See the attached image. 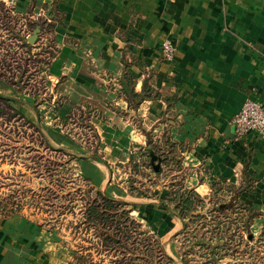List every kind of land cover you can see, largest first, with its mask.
Masks as SVG:
<instances>
[{
  "label": "crops",
  "instance_id": "0c3cea01",
  "mask_svg": "<svg viewBox=\"0 0 264 264\" xmlns=\"http://www.w3.org/2000/svg\"><path fill=\"white\" fill-rule=\"evenodd\" d=\"M0 2L51 25L46 88L54 126L41 123L54 145L77 156L79 175L110 197L135 196L128 191L134 186L131 157L139 162L148 134L157 149L180 157L185 187L203 197L218 184L240 189L239 200L257 212L250 230L255 238L262 233L264 135L236 136L232 118L248 98L264 103V0ZM165 39L175 47L169 58L160 47ZM127 78L136 93L146 86L151 95L135 108L122 89ZM0 85V94L34 102L1 79ZM56 100L75 106L70 117L83 112L92 141L63 133ZM51 132L61 136L56 140ZM119 168L126 169L127 186L119 182ZM130 203L163 209L179 230V219L157 198L135 196ZM55 231L34 217L0 210V264H72L73 251L68 260ZM177 253L179 258L178 245Z\"/></svg>",
  "mask_w": 264,
  "mask_h": 264
},
{
  "label": "trees",
  "instance_id": "16d2710c",
  "mask_svg": "<svg viewBox=\"0 0 264 264\" xmlns=\"http://www.w3.org/2000/svg\"><path fill=\"white\" fill-rule=\"evenodd\" d=\"M43 24V21H33L29 25V30L33 31L36 27L42 30L45 28ZM47 28L50 30L51 25H47ZM17 35L22 46L29 50L32 44L27 41L28 34ZM47 53L49 55L47 54L48 59L44 62L45 70L54 52L47 50ZM23 72L24 70L16 78H13V75L10 76L9 81L8 79L6 81L20 93L23 92L25 86L22 79ZM2 75L3 73H0V79L6 80V76ZM129 79L121 80L122 89L135 108L142 99L151 95L146 93V86L143 87L141 93H136L129 86L131 84ZM32 97L35 98L37 95L33 93ZM0 101L10 109L7 114L9 118H13L15 122L18 119L23 121L15 127L21 126L30 130L32 135H38L39 143L48 154L53 156L54 153H57L65 156L66 164L77 160L75 154L63 146H55L50 141L46 129L41 123L39 103L34 101L29 104L3 94H0ZM21 105L30 107L35 115L33 121L24 116ZM74 107L71 102L55 101L54 113L60 123H67ZM10 120L8 119L9 122ZM55 129L58 130V126H55ZM27 147L29 148V146ZM169 152V150L162 151L152 145L151 138L147 134L146 148L139 156L141 159L137 162L136 158L131 157V163L135 172L141 167L152 168V161L159 163V169L152 172L154 178L163 174L170 164H174L178 168L177 170L181 171L180 157L174 152L171 154ZM53 166L52 168L50 165L49 167L45 166L44 171L38 170L36 167H31V169L34 174L44 177V175H51L50 171L54 169ZM171 175L173 178L165 183L158 193L153 192V189L151 192L149 188L134 187L131 184L128 191L135 190V196L139 198H157L179 219L180 228L174 234L176 238L181 236L178 244L179 258L176 263L166 253L163 244L158 241L159 238L155 234H150L152 233L150 229L143 228L141 222L131 215L132 207H127L128 203L125 200L104 194L100 189L91 185L88 179L79 175L85 183L86 189L82 194L83 197L79 200L82 202L79 209L81 219L77 223L79 225L75 227H78L77 233L83 231V234L90 236V240L86 239L89 242L87 247L76 246L72 253V264H103L104 254L110 252L115 257L110 260L111 264H221L225 259L231 260L234 264H258L264 259V249L262 248V246L264 247V230L257 238L251 232L250 225L257 212L239 200L240 189L231 184L225 186L218 184L212 186V192L208 197H203L194 189L184 186V176H176L174 171ZM44 189L50 191L47 186L42 191ZM49 194L55 197V192L50 191ZM49 198V196L41 195L43 203L36 208L45 213H51L53 205L48 204ZM68 202H72V204L61 206L62 212L65 210L69 212L74 208L75 204L72 198ZM129 204L132 205V203ZM0 210L4 214L22 213L20 208H8L1 203ZM42 224L46 225L48 229L56 227V222L54 223L52 220L42 221ZM62 241L65 243L64 240ZM248 243H252V245L247 248ZM95 255H99L97 260H95ZM135 257L137 262H135Z\"/></svg>",
  "mask_w": 264,
  "mask_h": 264
},
{
  "label": "rangeland",
  "instance_id": "374dc122",
  "mask_svg": "<svg viewBox=\"0 0 264 264\" xmlns=\"http://www.w3.org/2000/svg\"><path fill=\"white\" fill-rule=\"evenodd\" d=\"M33 21V19L26 16L14 14L10 7L5 8L0 3V73L6 76V80L1 79L6 82L7 79L9 81L10 76L13 75L12 77L16 78L24 70L22 79L25 86L21 94H23L25 99L29 98L28 96L33 98V93L37 95V97L33 98V101L39 103L40 119L46 122L44 126L48 128L49 125L54 126V122L49 120L50 109L48 103L51 102L52 92L46 88L44 63L47 61L49 55L47 50H52L49 48L50 35H48V28L47 25L43 24L47 33L44 32V36H42L39 32L40 35L38 34L39 36L29 50L22 46L17 35H31L32 31L29 30V25ZM1 87L0 85V89H2ZM9 111L10 109L6 104L0 101V203L8 206V208H20L23 214L30 215L41 222L45 220L56 222L55 230L58 228L57 230L60 235L56 233V230L53 235L54 239L56 237L59 238L58 240L65 241V248H62L65 249L69 260L70 252L77 245L87 247L89 242L86 239L90 240V236L88 237L87 234H83V231L77 233L78 227H75L79 225L77 223L81 219L79 209L82 202L79 200L83 197L82 194H84L86 189V185L78 173V170L82 171V163L72 160L66 164L65 156L57 153H54L53 156L48 154L46 149L42 147V144L39 143L38 135H32L30 130H26L21 126L15 127L23 121L18 119L15 122L13 118H9L7 115ZM23 114L28 120L33 121L35 118L32 110H23ZM84 116L83 112H76L75 115L71 116L66 125L60 126L63 133H69L73 139L79 141L87 138L92 141L93 138L88 129L87 121L83 119ZM7 118L11 119L10 122ZM11 124L16 125L12 126ZM51 135L54 139L58 140L61 133L51 132ZM49 165L51 168L52 166L54 168L50 171L51 175L49 176L44 175V177H40L39 174H34L32 172L33 169H31V167H36L38 170L44 171L45 166L49 167ZM177 169L174 164H170L163 174L154 178L151 167H141L136 172L134 169L130 178L133 180L134 187L149 188L151 192L154 189L158 193L164 187V183H168L173 178V175H171L172 171L176 172V176H183L184 172L178 173L179 170ZM125 170L119 168V182L122 186H125V183L126 186L129 184L126 182L129 181L128 175L123 174ZM45 186L49 187L51 192H55V197L49 194L50 191H45V189L42 191ZM133 193L135 194V190H133ZM41 195L50 197L48 204L53 205L51 213H45L36 208L43 203ZM70 198H72L75 204L74 208L69 212L66 210L62 212L61 206L72 204V202H68ZM123 199L128 203L127 207H132V211H135L131 212V215L141 222L143 228L150 226L158 236L162 237L158 241L163 244L164 250L176 263L178 260L177 245L181 236L179 235L177 238L173 236L177 228L171 219H168L164 210L157 209L154 206H135L134 203L132 205L129 204L130 202H135V196H126ZM77 203L78 205H76ZM164 228L167 230L165 231ZM159 229L160 233L157 232ZM251 245L252 243H248L247 248ZM110 253L104 254L103 264H111L110 260L115 258ZM94 257L97 260L99 255H95ZM135 262H137V259ZM232 263L229 259L221 262V264Z\"/></svg>",
  "mask_w": 264,
  "mask_h": 264
},
{
  "label": "built area",
  "instance_id": "2783aa9c",
  "mask_svg": "<svg viewBox=\"0 0 264 264\" xmlns=\"http://www.w3.org/2000/svg\"><path fill=\"white\" fill-rule=\"evenodd\" d=\"M160 47L163 56L167 58L172 56L175 50L174 45L168 39L163 40ZM232 125L236 136H242L248 132L264 135V103L250 98L246 99L233 116Z\"/></svg>",
  "mask_w": 264,
  "mask_h": 264
},
{
  "label": "water",
  "instance_id": "95a60500",
  "mask_svg": "<svg viewBox=\"0 0 264 264\" xmlns=\"http://www.w3.org/2000/svg\"><path fill=\"white\" fill-rule=\"evenodd\" d=\"M39 32H40L39 27H36V28L32 31L31 35H29V36L27 37V41H28V43L33 44V43L36 41ZM159 165H160L159 163H155V162L152 161V168H153L154 171H157V170L159 169Z\"/></svg>",
  "mask_w": 264,
  "mask_h": 264
}]
</instances>
